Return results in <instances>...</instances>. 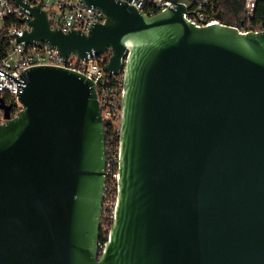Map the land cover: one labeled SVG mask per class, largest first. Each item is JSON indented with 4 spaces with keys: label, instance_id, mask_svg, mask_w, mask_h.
Here are the masks:
<instances>
[{
    "label": "water",
    "instance_id": "obj_1",
    "mask_svg": "<svg viewBox=\"0 0 264 264\" xmlns=\"http://www.w3.org/2000/svg\"><path fill=\"white\" fill-rule=\"evenodd\" d=\"M23 50L47 43L82 58L110 50L124 72L118 202L101 239L106 131L96 82L57 64L0 94V264H264V29L196 24L199 0L149 14L128 0H85L88 31L53 28L42 1ZM198 16V15H197ZM199 18V16H198ZM200 20H204L199 18ZM206 21V20H204Z\"/></svg>",
    "mask_w": 264,
    "mask_h": 264
},
{
    "label": "built area",
    "instance_id": "obj_2",
    "mask_svg": "<svg viewBox=\"0 0 264 264\" xmlns=\"http://www.w3.org/2000/svg\"><path fill=\"white\" fill-rule=\"evenodd\" d=\"M31 5H36L42 1V7L47 10L51 26L53 28L60 26L64 31L70 28H81L88 31L90 24L94 20L102 21L103 13L96 7L90 6L85 0H28ZM141 9L151 5L157 12L172 6L171 0H128ZM256 6V0H246L248 17L236 25L239 30L260 31L264 29V20H254L252 15ZM200 8L197 14H186L196 24H212L220 22L216 16L215 6L211 0H199L194 8ZM28 12L16 4L14 0H0V19L8 15H17L20 18L26 16ZM153 14V13H150ZM204 19L200 20L198 18ZM21 21V20H20ZM23 28H30L26 22H12L7 27V34H13L14 29L22 35ZM11 48L0 60V66L21 77L20 73L28 66L35 64H57L78 70L96 82L97 96L101 106L103 121L106 131V183L104 189L103 207L101 215V232L109 231L114 221L116 207L118 202V178H119V149L121 118L123 106V93L125 90L124 72L119 71L110 73L106 70L111 51L107 50L101 55H92L88 58H82L75 53L65 56L56 48L47 43L43 47L29 44L23 50V43L18 42L15 35L7 36ZM0 94L9 96V103H13L12 115H15L20 108L17 98V80L0 71ZM7 101V100H6ZM8 102V101H7ZM17 103V106H14ZM6 120L4 109L0 108V123ZM107 235V236H108ZM106 237V236H105Z\"/></svg>",
    "mask_w": 264,
    "mask_h": 264
},
{
    "label": "trees",
    "instance_id": "obj_3",
    "mask_svg": "<svg viewBox=\"0 0 264 264\" xmlns=\"http://www.w3.org/2000/svg\"><path fill=\"white\" fill-rule=\"evenodd\" d=\"M215 6L216 13L221 12L222 19L225 23L232 25H240L243 20L248 17V10L246 7V0H211ZM146 11L156 13L157 11L151 5L145 6ZM254 20H264V0H256V6L252 15ZM21 23L19 16L8 15L3 19V26L0 27V60L6 56L11 48L10 41L6 38L7 27L10 23ZM5 98L9 100V96L4 94ZM17 106V103H14ZM104 233L101 232V239L104 242L106 239Z\"/></svg>",
    "mask_w": 264,
    "mask_h": 264
},
{
    "label": "rangeland",
    "instance_id": "obj_4",
    "mask_svg": "<svg viewBox=\"0 0 264 264\" xmlns=\"http://www.w3.org/2000/svg\"><path fill=\"white\" fill-rule=\"evenodd\" d=\"M3 26V20L2 19H0V27H2ZM107 235H108V231H106L105 233H104V237L106 236L107 237ZM106 239V238H105Z\"/></svg>",
    "mask_w": 264,
    "mask_h": 264
},
{
    "label": "flooded vegetation",
    "instance_id": "obj_5",
    "mask_svg": "<svg viewBox=\"0 0 264 264\" xmlns=\"http://www.w3.org/2000/svg\"><path fill=\"white\" fill-rule=\"evenodd\" d=\"M1 95L5 97V95H4V94H1ZM6 100L9 102V100H8V99H6Z\"/></svg>",
    "mask_w": 264,
    "mask_h": 264
}]
</instances>
